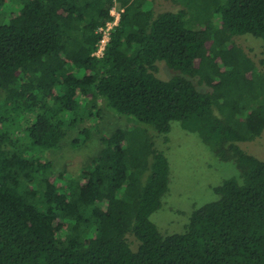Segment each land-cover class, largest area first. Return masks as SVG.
Masks as SVG:
<instances>
[{"label": "trees", "instance_id": "16d2710c", "mask_svg": "<svg viewBox=\"0 0 264 264\" xmlns=\"http://www.w3.org/2000/svg\"><path fill=\"white\" fill-rule=\"evenodd\" d=\"M147 1L0 0V264H264V159L240 146L264 130V73L235 44L258 39L264 66V0ZM103 108L134 125L102 135L79 175L56 172L46 154L72 132L84 145ZM172 123L237 175L168 235L150 217Z\"/></svg>", "mask_w": 264, "mask_h": 264}, {"label": "rangeland", "instance_id": "374dc122", "mask_svg": "<svg viewBox=\"0 0 264 264\" xmlns=\"http://www.w3.org/2000/svg\"><path fill=\"white\" fill-rule=\"evenodd\" d=\"M147 2L149 3L147 5L156 12L174 11L180 8L177 0H148ZM115 8L117 9L118 5ZM235 44L242 48L256 67L264 73V66L260 67L258 63L260 58L258 39L246 35L236 38ZM157 64L158 78L166 80L173 75L164 62ZM133 125L131 120L119 117L108 108H103L98 128L92 130L90 138L84 145L81 147L71 145L75 136L72 132L58 150L47 153L46 157L51 160L56 172L66 171L72 175H79L99 151L102 135H107L119 128L127 129ZM167 137L169 143L166 146L165 155L169 163V191L162 199L161 208L151 215L150 221L160 233L171 235L183 230L196 208L215 201L216 196L212 189L236 176L237 171L232 163L219 161L197 135L185 132L177 123L171 124V131ZM240 146L254 157L264 159V130L258 139Z\"/></svg>", "mask_w": 264, "mask_h": 264}, {"label": "built area", "instance_id": "2783aa9c", "mask_svg": "<svg viewBox=\"0 0 264 264\" xmlns=\"http://www.w3.org/2000/svg\"><path fill=\"white\" fill-rule=\"evenodd\" d=\"M115 6L110 11V16L112 20H110L108 23L105 24L104 27L98 30L100 39L92 54V56L97 60L104 58L108 53V46L110 44V33L113 30V28L117 26L120 19V14L123 11V9L120 6H118L117 9L115 8Z\"/></svg>", "mask_w": 264, "mask_h": 264}]
</instances>
